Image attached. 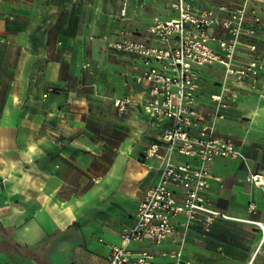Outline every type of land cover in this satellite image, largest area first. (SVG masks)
Returning a JSON list of instances; mask_svg holds the SVG:
<instances>
[{
	"label": "crops",
	"instance_id": "1",
	"mask_svg": "<svg viewBox=\"0 0 264 264\" xmlns=\"http://www.w3.org/2000/svg\"><path fill=\"white\" fill-rule=\"evenodd\" d=\"M172 1L129 0L121 18L124 0H0V239L9 244L0 254L35 260L28 246L78 230L82 246L54 244L52 260L74 247L78 254L93 248L100 258L88 261L106 264L109 245L160 174L157 161L143 158L160 128L142 108L147 85L133 77L142 61L107 42L121 31L144 38L154 19L176 17ZM224 4L236 6L234 0L194 2L197 9ZM256 9L264 48V1ZM221 77L216 67L201 71L197 105L206 113ZM123 98L130 102L120 114L114 100ZM110 123L116 131L94 133ZM216 133L231 137L243 158L209 164L205 198L213 215H205L211 222L192 221L185 232L180 216L173 237L186 233L183 257L195 264H264V185L244 180L248 172L264 176V91L258 97L238 90Z\"/></svg>",
	"mask_w": 264,
	"mask_h": 264
},
{
	"label": "built area",
	"instance_id": "2",
	"mask_svg": "<svg viewBox=\"0 0 264 264\" xmlns=\"http://www.w3.org/2000/svg\"><path fill=\"white\" fill-rule=\"evenodd\" d=\"M234 1L235 7L197 9L195 0H173L170 7L176 17L154 19L144 38L132 40L121 31L119 39L107 42L109 49L142 61L133 77L147 85L142 108L150 123L160 128L159 140L143 158L157 161L160 174L137 205L131 224L122 229L118 242L109 245L106 264H193L183 257L185 232L192 221L204 226L211 222L205 215H213L206 208L208 166L216 157L243 158L231 137L216 133V125L238 90L254 91L258 97L264 91V48L257 39L262 18L256 9L264 0ZM128 2L122 4L121 18L127 16ZM240 53L247 59L241 60ZM207 67L219 68L222 77L219 90L209 96L212 106L206 113L198 107L197 97L201 71ZM129 102L115 99L114 106L124 114ZM244 180L264 185L259 173L248 172ZM180 216L185 232L176 241ZM175 241V248H165V243ZM144 242L150 248H131ZM260 251L258 247L256 254Z\"/></svg>",
	"mask_w": 264,
	"mask_h": 264
},
{
	"label": "rangeland",
	"instance_id": "3",
	"mask_svg": "<svg viewBox=\"0 0 264 264\" xmlns=\"http://www.w3.org/2000/svg\"><path fill=\"white\" fill-rule=\"evenodd\" d=\"M153 1V0H148ZM157 1V0H156ZM147 3V0H145ZM109 129L106 126H101V124H98L94 127V133L101 134L106 131L114 132L116 130L112 131V127H116L113 124H109ZM76 234H57L53 237L49 238H43L36 241L31 246H28L30 251L33 254V257L35 260L29 259L24 260L22 262H18L13 260V258L10 256V254L7 252L5 254H0V264H95L88 261L89 259L98 260L100 256L93 250V248L90 249H83L82 254L76 253V247H74L71 250H67L64 253V258L60 261L52 260L51 256V249L54 244H58L60 242H78L80 244L81 239L78 236V230L75 231ZM96 247H101L97 242L94 243ZM145 246H151L149 242L142 243ZM8 242L3 241L0 239V249H5L8 246ZM82 246V244H80ZM193 257V256H192ZM194 259V258H193ZM192 259V260H193ZM195 264L194 260L191 261Z\"/></svg>",
	"mask_w": 264,
	"mask_h": 264
},
{
	"label": "trees",
	"instance_id": "4",
	"mask_svg": "<svg viewBox=\"0 0 264 264\" xmlns=\"http://www.w3.org/2000/svg\"><path fill=\"white\" fill-rule=\"evenodd\" d=\"M16 248H18V246H16Z\"/></svg>",
	"mask_w": 264,
	"mask_h": 264
}]
</instances>
